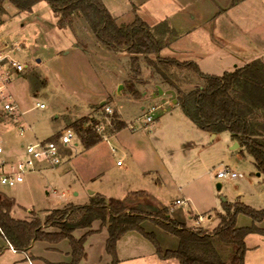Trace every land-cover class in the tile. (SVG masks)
Instances as JSON below:
<instances>
[{"label": "rangeland", "instance_id": "rangeland-1", "mask_svg": "<svg viewBox=\"0 0 264 264\" xmlns=\"http://www.w3.org/2000/svg\"><path fill=\"white\" fill-rule=\"evenodd\" d=\"M110 1L112 6L118 4L120 10L128 9L125 0ZM136 2L139 14L145 17L150 15L152 8L165 10V0ZM4 9L5 13L0 15V47L4 44L18 47L20 51L15 58L26 68L18 75H13L6 91L0 94V133L8 129L2 134L3 141L25 149L27 145L52 135L58 140L61 132L72 128L71 124L83 117L96 118L97 126L103 128L99 133L94 125L85 122L82 129L91 127L92 131L100 135L99 143L85 149L84 137L93 135L80 132L83 139L76 135L69 146L60 147L62 156L57 166H50L45 161L35 162L34 171L23 172L22 183L14 187L1 186L0 191L15 201L11 212L13 218L27 220L33 211L44 220L51 211L63 209L69 204H88L91 192L124 199L127 191L138 190L145 191L167 207L177 199L188 196L198 215L204 217L198 227L207 231L218 225V214L224 213L222 199L227 203L239 201L254 209H264V175L257 176L258 171L251 156L240 147L232 149L235 143L228 132L218 133L212 139V135L199 130L184 116L180 107L171 104L166 97L142 104L145 111L151 106L156 107L152 115L154 120L145 129L142 128L145 111L141 110L139 103L120 97L119 86L112 91L116 94L114 101L109 98L106 104L112 110L111 114L105 109L97 113L88 111L89 103L97 102L99 92L111 88L116 79L122 80L131 67L124 55H113L109 53L110 50L106 52L82 18L74 19L67 29H59L56 18L45 3L35 8L43 22L34 14L19 13L8 3ZM128 15L121 19L132 17ZM148 18H153V15ZM175 19L171 18L172 21ZM54 20V26L47 24H53ZM120 20L117 19V22L122 24ZM192 23L187 22V26ZM165 25H168L167 19L162 22V26ZM163 38L164 44L171 42L175 45L173 33H166ZM76 45L86 52L78 50ZM139 66V76L133 78L130 71L121 94H127L131 85L139 93L152 88L150 85L153 81L146 75L145 68L148 67L142 61ZM209 68L217 70V65L214 69L211 66ZM189 80L187 77L183 82ZM190 87L192 85L186 89ZM8 96L11 97L10 104L14 106L12 112L3 109ZM36 104H42L43 108ZM114 113L126 124L118 132L110 124L109 118L104 116ZM132 125L134 130L131 129ZM102 135L106 139L102 140ZM24 159L26 154L14 163ZM117 161L124 165L118 166ZM224 168L239 177L233 180L217 179L216 173ZM217 184L221 185L219 190ZM175 207L188 217V204ZM249 224L248 217L238 216L237 227ZM47 231L55 229L48 228ZM73 234L79 238L83 231L76 230ZM105 236V228L101 235L87 236L84 248L88 258L79 264H109V257L104 252V241L101 243ZM139 239L146 249L153 250L147 240ZM33 245L32 253L51 263L70 259L65 253L69 251L66 240L54 246L55 249L41 241ZM163 246L165 249L171 247L169 242L163 243ZM7 255L0 258V263L8 260ZM33 264H43V261L35 258Z\"/></svg>", "mask_w": 264, "mask_h": 264}, {"label": "trees", "instance_id": "trees-1", "mask_svg": "<svg viewBox=\"0 0 264 264\" xmlns=\"http://www.w3.org/2000/svg\"><path fill=\"white\" fill-rule=\"evenodd\" d=\"M40 2L50 7L59 29H67L74 19L82 18L101 46L113 52L128 53L133 78L139 76V64L144 62L150 70V80L175 92L177 106L189 121L210 134L228 132L251 156L256 170L264 175V63L254 60L216 76L202 73L193 62L161 58L158 54L165 44L155 28L139 17L130 24L118 23L101 0H0V15L5 13L6 3L19 13H31ZM187 77L190 80L184 83ZM191 85L192 88L186 89ZM129 92L136 99L140 97L134 85L129 86ZM105 107L95 106L94 112ZM104 116L109 118L115 131L126 127L117 113ZM85 122L95 128L98 125L95 119L83 117L72 123L74 129H70L81 139L80 132L92 133V138L84 137V148L88 149L101 137L91 127L83 130ZM56 140L51 137L45 142ZM14 206L12 198L0 193L1 236L14 250L23 253L36 241L54 246L66 240L71 260L58 264H79L86 257L87 236L102 228L107 230L105 252L111 259L110 264H120L116 245L128 232H136L151 243L159 259H175L179 264H244L246 236H264V227L260 226L264 224V209H254L239 201L223 202L224 213L218 214L219 223L211 231L176 221L167 206L143 190L129 192L124 199H107L95 194L88 204L53 210L44 220L33 211L27 220L15 219L11 216ZM239 215L248 217L251 225L237 227ZM146 221L176 237L178 247L164 250L154 233L143 227ZM95 223H99L98 230L93 229ZM48 228L55 231L49 232ZM76 230L83 231L79 238L73 234Z\"/></svg>", "mask_w": 264, "mask_h": 264}, {"label": "crops", "instance_id": "crops-1", "mask_svg": "<svg viewBox=\"0 0 264 264\" xmlns=\"http://www.w3.org/2000/svg\"><path fill=\"white\" fill-rule=\"evenodd\" d=\"M125 1V6L128 5V9L120 10L121 7H118V4H114L112 6V2L110 0H102L103 4L110 12V14L118 20H120L121 17H125V15H128V13L131 12V15L128 16L132 17H129L126 20H120L121 22L123 21L122 24H130L135 17H139L149 27L155 28V32L157 31V36L162 38L163 41L164 34L173 33L175 37V43H173L175 45L171 44V42L165 44L158 54V56L161 58L175 59L179 62H193L198 66L199 70L202 73L216 76H221L225 72H232L236 68L243 67L254 60H260L262 63H264V0H165V10L161 11L160 9L152 8L150 10V15L148 14L147 17H145V15L143 14H139L140 11L138 6L136 5V1L139 2L140 0ZM41 3L44 2H40L33 7L31 14H34L36 17H38V20L40 22H43V18H41L39 11L35 9ZM130 4L132 5V7L129 8ZM166 7L168 9L167 12ZM151 14L153 15V18L149 19L148 17L151 16ZM162 16L163 18H161ZM172 17H176V19L172 21ZM165 19L168 20V25L162 26V22H165ZM190 21L194 24L192 23V25L187 26V22ZM54 22L55 20L53 21V24H47H51V26H54ZM76 48L80 51H85L77 45ZM106 52H109V50L106 49ZM109 53H112L116 56L124 55L126 58H128L130 63V55L126 52L110 51ZM66 54H68V52ZM150 58L153 59L154 57L152 56ZM215 65H217V70H210L209 66H211V69H214ZM145 69L147 72L146 75L150 77V70L148 68ZM129 73L130 70L126 72V75L122 80L116 79L111 88L109 87V89L101 90L99 92L97 102L89 103L90 107L88 111L90 110V112H94L95 106L102 107L106 105L109 98L113 100V97H115L116 94H114V92L112 91L115 89L117 90V86H119L118 92L121 95L120 97H125L132 102L139 103L141 105L142 111H145V107L142 106L143 103L155 100L158 97L163 96L166 97L168 101H170L168 96L159 95L157 93L156 87H161L163 91L171 89L166 86L155 84L154 82L149 85L155 90L149 88L142 91L138 99L134 98L129 90L127 92L128 95L125 93L121 94L123 83ZM170 103L173 104L171 101ZM6 128L7 127L5 126L4 129ZM6 131L4 130V132ZM1 132L2 134L4 133L3 130H1ZM2 134L0 133V147L2 148V153L0 154V167L2 163L4 164V166H2V168L0 169V173L7 171L9 166L14 165V162L25 156V149H23V146L21 147L19 145H13L10 143L8 144V142L3 141ZM210 135H213L211 136V138L213 139L217 134ZM51 137H53V135ZM51 137H48L43 141H46ZM103 139H106L104 135H102V140ZM233 142L236 143L235 141ZM232 149L234 148L232 147ZM123 165L124 163L118 166L122 167ZM40 170L42 169H38V171ZM261 175L262 174L260 173L257 174V176ZM129 192L133 191H127V194ZM0 193L2 192L0 191ZM95 194L104 196V194L100 192H91L88 200L90 201V198ZM104 197L107 199L112 198L106 196ZM181 200L185 201V204H188L190 207V210L188 211V217L184 216L181 211L176 210V201L170 204V206L168 207L171 216L176 221L183 223L188 227H198L200 221L197 223L196 221L201 215H198V212L194 208L193 204H190L188 196H183ZM188 220L190 222H188ZM250 225L251 220L249 225L242 227H248ZM260 226L262 227V224ZM143 227L147 231H151L154 233L164 250L169 248L165 249L163 243L169 242V244L171 245L170 249L172 250L178 247V240L176 237L157 228L152 223L146 221L143 223ZM98 228L99 223H95L93 229L98 230ZM102 230L103 228L93 233L92 236H97V233H100L101 235ZM135 233L136 232H128L117 242L116 253L118 259L120 260V264H179L175 259H159L155 254L154 247L152 246V251L148 248L146 249V245H144V243L139 239L143 237L138 233H136L135 235ZM106 238L107 236H105V238L101 240V243H103L104 241V252ZM245 245L247 247V251L244 257V264H264V236L250 234L245 238ZM33 246L34 245L32 244L30 250L27 253L12 250L11 246L1 236L0 232V258H4L6 254H8L7 256H9L8 260L5 261V263L1 262L0 264H33V260L35 258L42 260L43 264L69 263L71 260L69 254L70 249L68 252H65L66 255L70 257L69 260H65L66 262L64 261L51 263V261L49 262L46 258L44 259V257L35 256L32 253ZM54 246L49 245V248L55 249ZM13 255L15 257H13ZM86 258H88L87 253L86 257L83 260H85ZM101 259L102 256L99 258V260ZM110 260L111 259L109 257V264ZM104 263L107 264V262H103V264Z\"/></svg>", "mask_w": 264, "mask_h": 264}, {"label": "built area", "instance_id": "built-area-1", "mask_svg": "<svg viewBox=\"0 0 264 264\" xmlns=\"http://www.w3.org/2000/svg\"><path fill=\"white\" fill-rule=\"evenodd\" d=\"M20 50L18 47H9L4 44L0 47V94L6 91L7 85L10 83L13 75H18L21 73L26 66L16 60L15 55ZM4 99V98H3ZM11 97H7V102L3 105V109L8 112H12L14 106L10 104ZM39 108H43L42 104H36ZM105 111L108 114L112 113V110L109 107H105ZM156 111V107L151 106L147 109L144 114V126L142 128H147L153 122V114ZM97 132L101 133L103 128L101 126L96 127ZM131 129L134 130V125L131 126ZM75 133L72 129L67 128L58 136L57 141H39L33 144H29L25 148L26 159L20 160L12 166H9L7 171L0 173V187H14L17 184L23 182V172L24 171H34L35 162L45 161L50 166H57L60 163L61 159V149L60 147L69 146L72 141L75 139ZM2 153V148L0 147V154ZM121 161H117V165H121ZM4 166L2 163L0 169ZM238 175L234 172H231L228 168H224L216 173L217 179H229L233 180L237 178ZM185 201L177 200L175 205H185ZM204 217L199 216L198 220L202 221ZM12 250H14L11 247Z\"/></svg>", "mask_w": 264, "mask_h": 264}, {"label": "water", "instance_id": "water-1", "mask_svg": "<svg viewBox=\"0 0 264 264\" xmlns=\"http://www.w3.org/2000/svg\"><path fill=\"white\" fill-rule=\"evenodd\" d=\"M38 62H39V61H38ZM156 90H157V93H158L159 95H166V96L169 97L170 101H171L174 105L177 104L176 94H175V92H174L173 90H165V91H163V90L161 89V87H159V86L156 87ZM102 105H103V104H102ZM212 136H213V135H212ZM237 147H238V144L235 143L233 148H237ZM257 174H259V173H257ZM216 187H217V189L219 190L220 187H221V185H220V184H217ZM222 200H223V202H225V199H222Z\"/></svg>", "mask_w": 264, "mask_h": 264}]
</instances>
